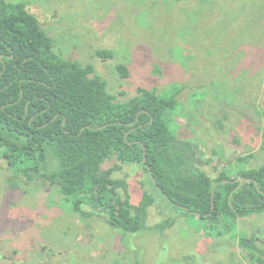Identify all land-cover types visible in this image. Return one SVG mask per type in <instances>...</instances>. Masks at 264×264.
<instances>
[{
	"label": "rangeland",
	"instance_id": "1",
	"mask_svg": "<svg viewBox=\"0 0 264 264\" xmlns=\"http://www.w3.org/2000/svg\"><path fill=\"white\" fill-rule=\"evenodd\" d=\"M9 1H24L62 58L93 66L117 102L184 89L171 125L213 178L264 168V0ZM13 174L0 157V264H264L240 243L264 250V213L213 225L167 200L140 165L115 175L134 204L144 192L154 202L138 233L83 217L50 183L15 185Z\"/></svg>",
	"mask_w": 264,
	"mask_h": 264
},
{
	"label": "trees",
	"instance_id": "2",
	"mask_svg": "<svg viewBox=\"0 0 264 264\" xmlns=\"http://www.w3.org/2000/svg\"><path fill=\"white\" fill-rule=\"evenodd\" d=\"M55 46L24 1L0 0V157L15 185L50 183L83 217L128 233L146 229L154 205L146 192L134 204L128 182L116 178L132 164L180 210L213 225L264 213V168L213 178L178 137L171 114L184 89L177 98L140 89L120 103L93 66L65 60ZM119 71L128 77L125 65ZM256 241L240 239L257 261Z\"/></svg>",
	"mask_w": 264,
	"mask_h": 264
},
{
	"label": "water",
	"instance_id": "3",
	"mask_svg": "<svg viewBox=\"0 0 264 264\" xmlns=\"http://www.w3.org/2000/svg\"><path fill=\"white\" fill-rule=\"evenodd\" d=\"M153 178H154V177H153ZM236 181H237V182H240V181H246V179L238 178Z\"/></svg>",
	"mask_w": 264,
	"mask_h": 264
}]
</instances>
